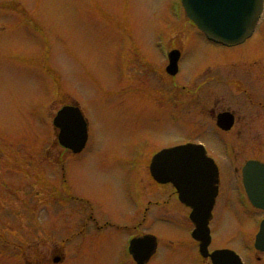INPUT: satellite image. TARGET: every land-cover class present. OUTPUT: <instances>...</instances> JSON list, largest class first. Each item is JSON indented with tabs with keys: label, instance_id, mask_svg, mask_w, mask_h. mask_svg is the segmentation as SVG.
<instances>
[{
	"label": "rangeland",
	"instance_id": "374dc122",
	"mask_svg": "<svg viewBox=\"0 0 264 264\" xmlns=\"http://www.w3.org/2000/svg\"><path fill=\"white\" fill-rule=\"evenodd\" d=\"M171 2L0 0V264H54L55 255L60 256L56 264H116L127 235L106 228L94 239L88 213L100 223L130 227L140 201L166 200L167 193L159 192L146 171L149 152L201 142L225 168L223 137L231 144L236 137L235 145L247 157L260 145L254 137L264 145V129L262 137L247 130L237 138L236 130L221 135L208 125L202 107L212 97L203 90L184 111L189 119L174 106L169 109V81L146 75L163 63L157 34L164 35L163 43L181 47L178 82L192 90L207 73L222 72L221 66L264 64V7L253 36L236 49H224L205 42L183 13L176 23ZM145 58L150 64H142ZM158 87L167 105L145 95ZM148 96L155 99L154 93ZM68 102L88 123L89 142L79 156L59 146L51 122ZM60 159L69 163L66 177ZM219 203L214 245H236L235 218L247 215ZM158 213L163 219L156 222ZM189 227L187 210L173 199L151 206L144 229L157 238L158 247L148 264H198Z\"/></svg>",
	"mask_w": 264,
	"mask_h": 264
},
{
	"label": "flooded vegetation",
	"instance_id": "af4514ba",
	"mask_svg": "<svg viewBox=\"0 0 264 264\" xmlns=\"http://www.w3.org/2000/svg\"><path fill=\"white\" fill-rule=\"evenodd\" d=\"M246 42L247 41L237 46H226L224 47V49H236L244 45ZM168 48L178 49L179 57L177 73L174 75L168 74L165 71V64L160 63L158 69L152 67L147 70L146 75L151 74L152 76V73H154L155 78L161 83L163 82V77L165 78L167 83L169 81V83L166 85V87L171 86L170 90H166V92H169V109L174 106L177 111L181 112L183 116L189 119L190 117H187L184 111L187 107H193L196 101L198 102L200 91L203 90V92H207L208 95L212 97L210 102L202 107V113L205 114L204 116L207 119L206 121H208V125L218 129L221 132V135H227L229 133H232L233 130H236L235 134L238 136L237 138H239L244 133L248 134L252 130L253 134L256 133L258 137H262L260 130L264 129V64H260L258 67L240 64H238L237 67H232L235 66V64H231L232 66L227 67L221 66V70L223 69L222 72L207 73L205 80L202 83L203 87H207L206 89H203V87L201 88L202 84H200L199 86H197L196 90H192L189 86L183 84V82H178V79L181 76L183 70L181 47L169 44ZM146 63H149L147 58L143 59L142 61V64ZM221 70L219 69V71ZM187 84L195 85V82L192 81L190 82V84L187 82ZM213 86L218 87V89L213 88ZM152 93H154L155 99L148 96V94L151 95ZM148 94L145 95L152 103L154 102L156 105H159V103L161 105H167V102L164 101L162 97V89H160L159 87L155 88L153 92L151 91ZM173 110L176 111L175 109ZM222 113H226L232 119V125L227 130H222L217 124L218 116ZM173 114L175 115L176 113ZM191 121L186 120L188 126L194 125V121ZM254 139L258 140L260 145H256L255 147H253L255 153L253 156L247 157L242 152L240 153V149L237 147V145H235L237 141L236 137L233 138L234 142L232 140V144L230 143L231 139L227 140V137H223V141L221 142V144L224 160L227 161V163L224 164L225 168L223 165H220L215 155L207 151V155L213 158L218 168L216 183L217 192L212 210L210 212L211 217L209 218L207 224L210 234V243L207 247L206 255L203 256L202 254H200L198 250V242L191 238V243L193 245L191 253L194 255L195 260L198 264H213L210 255L212 254V252L222 249H230L234 251L242 264H264V249L258 247L262 245V242H257L258 235L261 232L260 222L264 219V208L256 207L252 204V202L248 199L243 185L242 165L250 159L264 163V159L260 158L259 153H257L260 152V154L264 156V145L260 143L258 138L254 137ZM229 149H234V152L226 153ZM149 154H151V158L153 152H149ZM70 155L76 156L79 154L70 153ZM133 155L140 156L141 154L135 152L133 153ZM68 164L69 163L64 159L59 160V165L64 177H66L65 173ZM146 171H148V169H146ZM149 179L151 180L152 184H154L155 187L158 188L161 194H163L162 192H166L168 198L164 201L162 199L161 201L156 200L155 202H153L154 204H152V201L148 200L140 201V207L135 206L132 209V213L130 214L131 218L134 219L131 223L132 226L130 227L125 226L123 228H120L118 225L112 223L110 224L107 221L100 223L96 217V214L89 212L87 219L91 220L92 226L96 231V236H94V239L99 237L98 234L103 233L106 228H112L116 231H124V233L127 235L126 238L149 233L145 231L144 226L147 222V216L150 207L153 205L156 207H161L163 204H167L168 202L172 201V199L187 210V220L190 225L188 231H192V229L194 228V224L189 218L191 208L185 206L179 201L176 188L170 183L156 182L152 180L150 175ZM157 194L158 193L156 192V195ZM219 202H221L227 210L235 208L241 210L247 215V218L245 219L235 218L238 225V228H235L233 232V237L235 238L234 240L236 242V245H214L215 232L213 231V222L215 220V214L218 204H220ZM154 219L156 222L159 220L162 221V214L158 213L154 216ZM244 220L249 224H244ZM85 224L82 226L83 228H85ZM131 228L132 230H130ZM262 235V238H264V234ZM122 252L123 251L121 250V253ZM155 254L151 256L149 261L155 256ZM121 256L123 255L121 254ZM148 262L146 264H148ZM223 262H226V260H223Z\"/></svg>",
	"mask_w": 264,
	"mask_h": 264
},
{
	"label": "water",
	"instance_id": "95a60500",
	"mask_svg": "<svg viewBox=\"0 0 264 264\" xmlns=\"http://www.w3.org/2000/svg\"><path fill=\"white\" fill-rule=\"evenodd\" d=\"M186 15L211 40L224 44H236L248 37L254 28L262 9V0H181ZM228 119L225 116H219ZM223 120V119H222ZM53 125L58 128L60 145L79 152L86 139V123L77 107L63 106L53 117ZM230 121L224 128L229 127ZM152 175L161 182L171 181L179 191V199L191 204L194 212L191 219L198 224L201 238L203 228L210 216L217 188V171L213 161L206 158L204 151L194 145H181L165 149L156 154L151 162ZM247 192L252 203L264 208V164L248 161L242 168ZM257 173V174H256ZM258 180V181H256ZM264 224L257 242L264 249ZM262 238V239H261ZM208 242V239L204 242ZM156 240L152 235H144L131 241L130 250L138 264H144L154 253ZM215 258H226L219 264H239L229 258L230 253L219 251ZM230 259V260H229ZM55 259L54 261H57ZM229 260V261H228ZM214 264H218L214 262Z\"/></svg>",
	"mask_w": 264,
	"mask_h": 264
}]
</instances>
